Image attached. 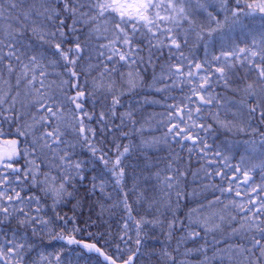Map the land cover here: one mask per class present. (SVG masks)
<instances>
[{
	"label": "snow or ice",
	"instance_id": "6c2138e0",
	"mask_svg": "<svg viewBox=\"0 0 264 264\" xmlns=\"http://www.w3.org/2000/svg\"><path fill=\"white\" fill-rule=\"evenodd\" d=\"M0 264H264V0H0Z\"/></svg>",
	"mask_w": 264,
	"mask_h": 264
},
{
	"label": "trees",
	"instance_id": "16d2710c",
	"mask_svg": "<svg viewBox=\"0 0 264 264\" xmlns=\"http://www.w3.org/2000/svg\"><path fill=\"white\" fill-rule=\"evenodd\" d=\"M148 111H152V109H148Z\"/></svg>",
	"mask_w": 264,
	"mask_h": 264
}]
</instances>
